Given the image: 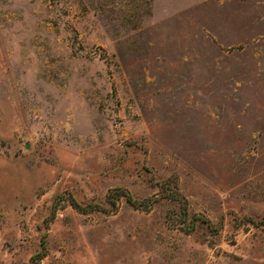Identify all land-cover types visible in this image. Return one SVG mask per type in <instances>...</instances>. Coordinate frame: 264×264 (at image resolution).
<instances>
[{
	"label": "rangeland",
	"instance_id": "rangeland-1",
	"mask_svg": "<svg viewBox=\"0 0 264 264\" xmlns=\"http://www.w3.org/2000/svg\"><path fill=\"white\" fill-rule=\"evenodd\" d=\"M0 264H264V0H0Z\"/></svg>",
	"mask_w": 264,
	"mask_h": 264
},
{
	"label": "trees",
	"instance_id": "trees-1",
	"mask_svg": "<svg viewBox=\"0 0 264 264\" xmlns=\"http://www.w3.org/2000/svg\"><path fill=\"white\" fill-rule=\"evenodd\" d=\"M127 198V202L131 203V204H135V201H132L129 197H126ZM111 202L114 203L113 199H111ZM74 207H77L76 205H74ZM43 253L39 254V255H35L33 258H32V261L34 263H38L40 258L43 257Z\"/></svg>",
	"mask_w": 264,
	"mask_h": 264
}]
</instances>
